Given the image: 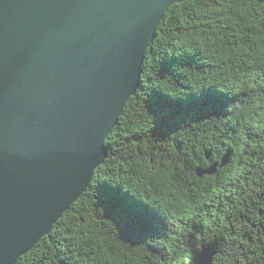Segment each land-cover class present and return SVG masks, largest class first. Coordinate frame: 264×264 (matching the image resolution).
Returning <instances> with one entry per match:
<instances>
[{"label": "trees", "instance_id": "trees-1", "mask_svg": "<svg viewBox=\"0 0 264 264\" xmlns=\"http://www.w3.org/2000/svg\"><path fill=\"white\" fill-rule=\"evenodd\" d=\"M142 70L108 158L17 264H197L206 247L264 264V0L172 5Z\"/></svg>", "mask_w": 264, "mask_h": 264}, {"label": "water", "instance_id": "water-1", "mask_svg": "<svg viewBox=\"0 0 264 264\" xmlns=\"http://www.w3.org/2000/svg\"><path fill=\"white\" fill-rule=\"evenodd\" d=\"M186 1L0 0V264H17L85 192L158 25ZM215 255L206 247L197 264Z\"/></svg>", "mask_w": 264, "mask_h": 264}, {"label": "clouds", "instance_id": "clouds-1", "mask_svg": "<svg viewBox=\"0 0 264 264\" xmlns=\"http://www.w3.org/2000/svg\"><path fill=\"white\" fill-rule=\"evenodd\" d=\"M185 53H187V52H184V53H177V54L170 55V56H175V57L179 58V57L183 56ZM187 54H188V53H187ZM174 67H175V66H174ZM206 90H208V89H206ZM206 90H205V91H206ZM213 90H215V89H213ZM215 91H216V92H219V93H221V94H223L224 96L227 97L228 102H227L226 105H225L224 112L226 113V112L230 111V110H231V107H232V101H231V99L229 98L228 94L225 93V92H223V91H217V90H215ZM201 94H202V93H201ZM201 94H200V95H195V96H196L197 98H199V97L201 96ZM169 97H171V96H169ZM171 98H173V97H171ZM185 98H186V97H184V98H173V99H185ZM236 107H239V104H237ZM161 191H165V190H164V189H161ZM137 201H138V200H137ZM139 202H140V201H139ZM164 202H165V203L168 202V197H167V195H165ZM145 205H147V204H145ZM147 206H149V205H147ZM149 207H150V206H149ZM150 208H152L154 211H156V212L160 215V217H161L162 219H164L163 216L161 215V213H160V211H159L158 209H156V208H154V207H150Z\"/></svg>", "mask_w": 264, "mask_h": 264}, {"label": "bare ground", "instance_id": "bare-ground-1", "mask_svg": "<svg viewBox=\"0 0 264 264\" xmlns=\"http://www.w3.org/2000/svg\"><path fill=\"white\" fill-rule=\"evenodd\" d=\"M240 35V34H239Z\"/></svg>", "mask_w": 264, "mask_h": 264}]
</instances>
